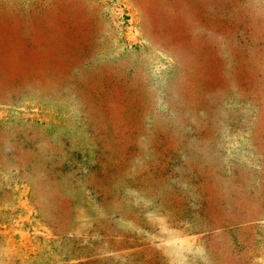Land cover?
<instances>
[{
    "label": "rangeland",
    "instance_id": "1",
    "mask_svg": "<svg viewBox=\"0 0 264 264\" xmlns=\"http://www.w3.org/2000/svg\"><path fill=\"white\" fill-rule=\"evenodd\" d=\"M0 264H264V0H0Z\"/></svg>",
    "mask_w": 264,
    "mask_h": 264
}]
</instances>
